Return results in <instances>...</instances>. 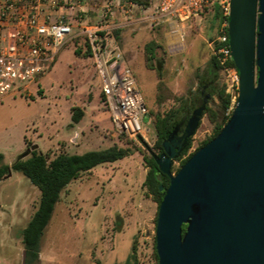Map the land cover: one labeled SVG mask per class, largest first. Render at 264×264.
Returning a JSON list of instances; mask_svg holds the SVG:
<instances>
[{
  "label": "rangeland",
  "instance_id": "1",
  "mask_svg": "<svg viewBox=\"0 0 264 264\" xmlns=\"http://www.w3.org/2000/svg\"><path fill=\"white\" fill-rule=\"evenodd\" d=\"M95 18L92 11L89 23ZM211 23L208 19L202 25L188 26L174 19H147L127 24L124 33L111 31L147 106L144 124L148 130L143 136L115 131L103 102L92 48L83 33L64 43L51 68L30 84L27 93L0 98V153L5 163L11 164L25 151L26 145L21 148L24 141L38 144L51 156L111 145L130 150L122 159L82 173L63 189L41 236L36 264H127L133 245L136 264H157L153 255L157 203L144 185L147 147L156 153L158 116L189 104L196 94L199 98L200 77L211 55ZM150 41L154 57L147 63L144 48ZM157 67L162 68L160 79ZM68 105L85 108V138L68 148L64 141L59 149L54 148L66 133L61 124ZM207 105L218 110V97L211 94ZM213 128L204 114L192 137L193 148ZM173 164L174 173L179 162ZM39 195L37 186L18 171L0 181V264H24L22 230Z\"/></svg>",
  "mask_w": 264,
  "mask_h": 264
},
{
  "label": "water",
  "instance_id": "2",
  "mask_svg": "<svg viewBox=\"0 0 264 264\" xmlns=\"http://www.w3.org/2000/svg\"><path fill=\"white\" fill-rule=\"evenodd\" d=\"M227 33L240 87L220 132L172 172L211 96L204 83L186 121L162 140L163 151L147 147L169 177L164 187L158 175V264H264V0H230Z\"/></svg>",
  "mask_w": 264,
  "mask_h": 264
},
{
  "label": "built area",
  "instance_id": "3",
  "mask_svg": "<svg viewBox=\"0 0 264 264\" xmlns=\"http://www.w3.org/2000/svg\"><path fill=\"white\" fill-rule=\"evenodd\" d=\"M92 11L96 18L90 24ZM229 11L230 0H154L147 7L132 0H0V98L27 93L30 84L51 68L64 43L83 33L92 48L103 102L115 131L143 136L148 130L147 106L123 52L111 42L112 29L134 22L136 14L153 22L166 18L192 26L217 13L218 26L208 46L229 97L227 114L232 113L240 77L230 63Z\"/></svg>",
  "mask_w": 264,
  "mask_h": 264
},
{
  "label": "trees",
  "instance_id": "4",
  "mask_svg": "<svg viewBox=\"0 0 264 264\" xmlns=\"http://www.w3.org/2000/svg\"><path fill=\"white\" fill-rule=\"evenodd\" d=\"M145 7L149 6L154 0H132ZM211 31L213 32L210 38L214 37V33L218 26L219 16L217 13L210 18ZM88 45V44H87ZM153 41L145 45V57L147 63L154 57ZM79 51L76 50L78 54ZM88 54L91 55V48L88 45ZM231 65H234L233 60H230ZM156 74L160 79L162 76V68H156ZM211 83L209 90L212 95H216L219 99L218 110H212L206 105L202 116L207 114L209 119L214 123L212 133L191 150L193 140L190 139L188 145L181 152L180 156L174 160L179 162V167L201 146L208 143L221 130L222 126L227 122L231 113L227 114L229 106V97L225 92V86L222 82L220 66L216 58L211 54L208 66L205 73L200 77V88L204 83ZM160 85V83L158 84ZM197 94L191 99L189 104H182L177 108L170 109L163 115L158 116L155 121L157 139L155 142V151L160 154L163 151L161 142L166 135L172 130L174 125L183 117L185 121L191 111L197 106ZM83 116V111L80 107H72L71 121L77 123ZM200 125V122H199ZM198 125V126H199ZM122 135V134H121ZM117 145H111L103 149H92L82 153H69L59 151L52 156L49 152H43L34 144L26 142L25 151L19 155L11 164L5 163L4 154L0 153V181L9 173V171H18L26 176L40 191L37 207L31 215L29 221L22 230V241L24 244V264H36L39 259L40 240L43 231L49 222L55 205L58 202L61 192L74 179L78 178L82 173L88 172L97 165L112 163L122 159L130 152ZM148 171L144 180L148 192L152 195L157 203L156 219L159 204L163 197V192L159 190L158 175L160 174L161 183L164 187L169 185V177L160 172L154 158L151 154L146 158ZM174 165V164H173ZM176 168L175 172L179 169ZM174 171V166H172ZM186 225H183V233ZM153 255L158 264V255L155 249V240L153 246ZM133 258L131 264H136L135 247L132 246V251L127 260L130 264V259Z\"/></svg>",
  "mask_w": 264,
  "mask_h": 264
},
{
  "label": "crops",
  "instance_id": "5",
  "mask_svg": "<svg viewBox=\"0 0 264 264\" xmlns=\"http://www.w3.org/2000/svg\"><path fill=\"white\" fill-rule=\"evenodd\" d=\"M144 20H147L146 17H142L141 16V17L136 18L134 22L144 21ZM125 26L126 25L116 26V27H114L112 29V31H114L116 34L120 33V32L124 33ZM111 40H112L111 41L112 43H115L116 45H118V43H116V41L112 37V35H111ZM118 47H119V45H118ZM74 106L75 105H73V106H69L68 105L66 107L65 120H64L63 124H61L62 129L66 133L63 135V137H60V138L57 139L56 145H55L54 148H58L59 146H61L63 144V141L66 143V147L68 148V147L72 146L71 145L72 142H74V143L77 142V141L79 142L81 138H85V132L83 131V127H84V123H85L84 119H85V116H86V110H85V108L83 106H78V107H80L82 109L83 116L81 117V119L77 123H73L71 121V116H72V107H74ZM108 116L110 117L109 112H108ZM26 142L27 141H24V145L21 148H23L26 145ZM32 144H34L37 147V149L41 150L40 146L38 144H36V143H32ZM41 151L44 152L45 150L42 149ZM73 153H76V152H73ZM4 158H5V155H4Z\"/></svg>",
  "mask_w": 264,
  "mask_h": 264
}]
</instances>
